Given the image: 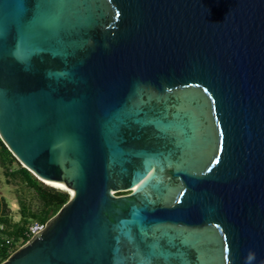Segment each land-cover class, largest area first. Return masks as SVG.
Wrapping results in <instances>:
<instances>
[{
    "label": "water",
    "instance_id": "1",
    "mask_svg": "<svg viewBox=\"0 0 264 264\" xmlns=\"http://www.w3.org/2000/svg\"><path fill=\"white\" fill-rule=\"evenodd\" d=\"M0 139L70 195L0 264H264V0H0Z\"/></svg>",
    "mask_w": 264,
    "mask_h": 264
},
{
    "label": "trees",
    "instance_id": "2",
    "mask_svg": "<svg viewBox=\"0 0 264 264\" xmlns=\"http://www.w3.org/2000/svg\"><path fill=\"white\" fill-rule=\"evenodd\" d=\"M0 167L6 184L14 185L18 219H14L7 200L0 197V263L32 236L33 223H46L68 201L67 191L37 179L23 167L0 139ZM119 192L117 194H124ZM9 239L10 243H6Z\"/></svg>",
    "mask_w": 264,
    "mask_h": 264
},
{
    "label": "rangeland",
    "instance_id": "3",
    "mask_svg": "<svg viewBox=\"0 0 264 264\" xmlns=\"http://www.w3.org/2000/svg\"><path fill=\"white\" fill-rule=\"evenodd\" d=\"M15 188L16 187L14 185L5 183V178L2 174V169L0 167V197H4L7 200L14 219H18V214H17L18 206L14 195Z\"/></svg>",
    "mask_w": 264,
    "mask_h": 264
},
{
    "label": "built area",
    "instance_id": "4",
    "mask_svg": "<svg viewBox=\"0 0 264 264\" xmlns=\"http://www.w3.org/2000/svg\"><path fill=\"white\" fill-rule=\"evenodd\" d=\"M45 227V224L43 223H33L30 227H29V232L31 235L43 230ZM0 229H2V225H0ZM6 243H10L9 239H6Z\"/></svg>",
    "mask_w": 264,
    "mask_h": 264
}]
</instances>
